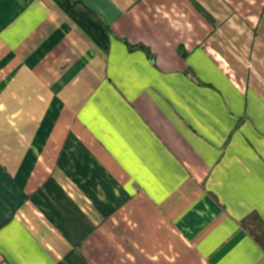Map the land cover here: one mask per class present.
I'll use <instances>...</instances> for the list:
<instances>
[{"label":"crops","instance_id":"0c3cea01","mask_svg":"<svg viewBox=\"0 0 264 264\" xmlns=\"http://www.w3.org/2000/svg\"><path fill=\"white\" fill-rule=\"evenodd\" d=\"M252 213L264 0H0V264H264Z\"/></svg>","mask_w":264,"mask_h":264},{"label":"trees","instance_id":"16d2710c","mask_svg":"<svg viewBox=\"0 0 264 264\" xmlns=\"http://www.w3.org/2000/svg\"><path fill=\"white\" fill-rule=\"evenodd\" d=\"M198 8L205 13L202 8ZM241 226L264 251V221L261 217L257 213H252L241 221Z\"/></svg>","mask_w":264,"mask_h":264}]
</instances>
